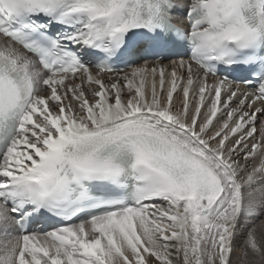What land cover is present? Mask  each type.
<instances>
[{
	"label": "snow or ice",
	"instance_id": "6c2138e0",
	"mask_svg": "<svg viewBox=\"0 0 264 264\" xmlns=\"http://www.w3.org/2000/svg\"><path fill=\"white\" fill-rule=\"evenodd\" d=\"M261 117L264 0H0V264H264Z\"/></svg>",
	"mask_w": 264,
	"mask_h": 264
},
{
	"label": "rangeland",
	"instance_id": "374dc122",
	"mask_svg": "<svg viewBox=\"0 0 264 264\" xmlns=\"http://www.w3.org/2000/svg\"><path fill=\"white\" fill-rule=\"evenodd\" d=\"M261 119H264V117H261ZM249 221L250 223L246 226L245 232L247 231L248 227H251L253 225H259L261 221H264V213L249 217Z\"/></svg>",
	"mask_w": 264,
	"mask_h": 264
},
{
	"label": "bare ground",
	"instance_id": "6f19581e",
	"mask_svg": "<svg viewBox=\"0 0 264 264\" xmlns=\"http://www.w3.org/2000/svg\"><path fill=\"white\" fill-rule=\"evenodd\" d=\"M167 63V62H166Z\"/></svg>",
	"mask_w": 264,
	"mask_h": 264
}]
</instances>
